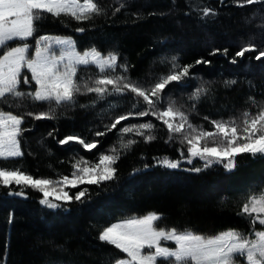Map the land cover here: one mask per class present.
Wrapping results in <instances>:
<instances>
[{
  "label": "trees",
  "instance_id": "obj_1",
  "mask_svg": "<svg viewBox=\"0 0 264 264\" xmlns=\"http://www.w3.org/2000/svg\"><path fill=\"white\" fill-rule=\"evenodd\" d=\"M109 9L108 17L95 19V27L88 21H76L70 16L49 17L41 23L40 34L72 35L78 47L96 46L107 54L118 50L122 61L129 64L128 74L133 80L151 83L169 71V65L161 63L162 57L176 56L183 64H192L190 72L195 75L185 84L172 82L166 87L163 106L170 99L176 104H191L188 95L203 83L211 88L208 96L191 110L190 119L212 130L210 120L204 116L227 119L239 115L243 110L255 112L257 101L264 100V57L257 60L259 48L237 57H232L245 43L258 45L264 41V3L235 5L232 0H99ZM126 6L115 15L112 10L121 4ZM206 4L218 9L215 17H203L191 7ZM136 13L140 14L137 19ZM151 13V15H150ZM85 27L84 33L75 31ZM215 47L229 48V54L215 55ZM200 57L211 60V64H196ZM95 74L90 67L81 70ZM236 80L235 84L225 83ZM95 94L78 97L80 104L90 105ZM111 103V108H109ZM133 101L125 95L108 97L96 106L86 108H60L56 119L27 117L23 127L22 148L24 157L0 161L8 167L20 166L35 176H55L57 173L70 175L73 164L81 156L96 162L102 152L119 149L117 129L128 123H142L151 120L157 127V139L146 141L135 133L126 139L137 143L117 161L119 182H105L114 192L105 193L101 186L88 187L93 199L84 205L73 202L71 211L49 209L40 204L42 196L37 190L23 189L27 196L6 195L8 188L0 186V264H105V257L119 253L114 246L99 241L98 232L102 226L117 222L121 217L147 214L149 211L162 213L163 224L178 228L191 227L204 234H216L229 227L249 229V220L240 215L241 196L248 190H264V158H252L249 154L237 157L238 167L232 171L216 164L199 173L187 171L196 166L203 167V161L192 164L181 160V168L169 169L157 165L156 160L165 156L180 157L181 145L169 141L167 126L150 114L145 117H130L121 121L103 137H95L96 130L103 131L115 115L131 109ZM145 105L141 99L139 105ZM0 107L17 113L47 110L40 102L5 104ZM52 132V135H48ZM82 133L86 139H99L96 148L88 150L78 142L61 145L65 135ZM186 150V147H185ZM151 165L143 168V164ZM133 168L141 169L133 176ZM17 191L20 186H11ZM78 189H72L75 192ZM227 206H222V201ZM14 219L8 223L9 213Z\"/></svg>",
  "mask_w": 264,
  "mask_h": 264
},
{
  "label": "snow or ice",
  "instance_id": "obj_2",
  "mask_svg": "<svg viewBox=\"0 0 264 264\" xmlns=\"http://www.w3.org/2000/svg\"><path fill=\"white\" fill-rule=\"evenodd\" d=\"M224 0H221L223 3ZM240 7L264 3V0H232ZM126 5L112 10L115 15ZM203 17H215L218 9L210 5L200 7L192 5ZM49 15L53 18L70 16L76 21H88L95 27V19L108 17L109 9L99 0H0V100L5 104L40 102L47 110L17 113L0 107V161L22 158L23 127L27 117L56 119L60 108H86L96 106L108 97L127 95L132 101L131 109L115 115L104 130H96L95 137H103L117 129L121 121L130 117H145L149 114L167 126L169 141H178L181 145L180 157L165 156L157 159V165L169 168H181V160L192 164L203 161V167L193 166L187 171L199 173L216 164L232 171L238 167L237 157L249 154L252 158H264V100L257 101L249 97L256 105L255 112L248 109L239 115L221 116L210 119L212 130L190 119L191 110L208 96L211 88L201 83L188 95L189 104H176L174 99L163 106L165 89L172 82L185 84L195 74L190 72L192 64H181L176 56L161 58V63L169 65V71L159 75L151 83L133 80L128 74L129 64L122 61L118 50L104 54L96 46L81 50L78 41L72 35L40 34L41 23ZM137 19L140 14L136 13ZM151 15V13H150ZM78 33H84L85 27H77ZM257 60L264 57V41L259 45L249 41L235 55L244 57L245 53L255 51ZM229 54V48L215 47L211 54ZM196 64H211V60L200 57ZM98 71L91 74L81 70L93 67ZM237 81H226L235 84ZM95 94L90 105L80 104L78 97ZM145 105L140 108L141 103ZM111 108V103H109ZM156 125L148 120L142 123H128L117 129L119 149L102 152L96 162L83 156L73 164L70 175L57 173L55 176H35L20 166L8 167L0 163V186L8 188L6 195L27 196L23 189L31 188L42 194L40 204L49 209L71 211V205H78L93 199L88 187L101 186L105 193L114 192L105 182L116 184L120 177L116 167L121 150H127L137 143L136 139H126L135 133L146 141L157 139L154 134ZM48 135H52L49 132ZM59 144L78 142L83 149H94L101 143L99 139H86L82 133H72L60 139ZM186 147V150H185ZM151 165L145 163L143 168ZM141 169L133 168V176L140 175ZM20 186V190L11 186ZM72 189H78L75 192ZM241 196L243 201L240 215L250 222L249 229L229 227L216 234H204L191 227L178 228L163 224L164 216L158 211L147 214L121 217L117 222L102 226L98 232L99 241L114 246L119 253L111 252L105 257V264H264V190H248ZM222 201V206H227ZM14 219V211L9 213L8 223Z\"/></svg>",
  "mask_w": 264,
  "mask_h": 264
},
{
  "label": "rangeland",
  "instance_id": "obj_3",
  "mask_svg": "<svg viewBox=\"0 0 264 264\" xmlns=\"http://www.w3.org/2000/svg\"><path fill=\"white\" fill-rule=\"evenodd\" d=\"M118 250V249H117ZM119 251V250H118Z\"/></svg>",
  "mask_w": 264,
  "mask_h": 264
}]
</instances>
